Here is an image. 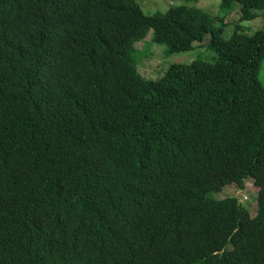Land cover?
<instances>
[{
    "label": "trees",
    "instance_id": "trees-1",
    "mask_svg": "<svg viewBox=\"0 0 264 264\" xmlns=\"http://www.w3.org/2000/svg\"><path fill=\"white\" fill-rule=\"evenodd\" d=\"M199 1L0 0V264H264V0Z\"/></svg>",
    "mask_w": 264,
    "mask_h": 264
},
{
    "label": "rangeland",
    "instance_id": "rangeland-1",
    "mask_svg": "<svg viewBox=\"0 0 264 264\" xmlns=\"http://www.w3.org/2000/svg\"><path fill=\"white\" fill-rule=\"evenodd\" d=\"M137 2L140 4L143 12L147 15H155L158 13H166L171 7L179 6L182 4H185V0H137ZM221 3V0H200L197 4H195V7L198 9L209 13V14H217L219 12V5ZM190 6H193L190 5ZM240 14L238 11H234L230 15H225V22L230 25L229 30H233V26L235 24L240 23ZM245 27L252 28L253 31L257 29H262L264 27V18L262 16H259L256 20L252 22H246L244 23ZM150 40V37L148 36L146 38V42ZM144 47L143 43H138L135 45V48L140 50V54H142V49ZM166 47L164 46H155L152 50V57L149 60L141 61V63H145V68L149 71H154L155 69L158 71H164V69L168 68L169 65L182 62V63H189L195 54H185V55H169L166 56ZM205 53V52H202ZM146 57V56H145ZM143 57V58H145ZM236 187H231L227 194L221 198H226L230 194L239 196L241 200H243V197L245 195H252L253 197L257 193V188L254 185V180L250 179L246 182V188L245 191L240 193L236 192ZM248 207L250 211L252 212V215H255L256 212V202H250L247 201Z\"/></svg>",
    "mask_w": 264,
    "mask_h": 264
},
{
    "label": "clouds",
    "instance_id": "clouds-1",
    "mask_svg": "<svg viewBox=\"0 0 264 264\" xmlns=\"http://www.w3.org/2000/svg\"><path fill=\"white\" fill-rule=\"evenodd\" d=\"M250 179H253V180H254V185H255V183H256L255 178H253V177H249V178H247V181L250 180ZM247 181H246V182H247ZM255 186H256V185H255ZM245 188H246V184H245ZM256 188H257V187H256ZM244 191H245V189H240V190L237 189L236 192H240V193H242V192H244ZM227 192H228V191H227ZM227 192H226V194H227ZM224 196H225V194H224ZM229 196H233V195L230 194ZM234 197H236V198L238 199V202H239L240 205H242L245 209H248L249 211H250V209H249V207H248V203H249V202H247V201H250V202H254V201H255L256 204H257V206H256V212H255L254 217L257 215V211H258V201H257V198H258V188H257V193L255 194L254 197H253L252 195H249V194H248V195H245V196L243 197V200H241V199L239 198V196H235V195H234ZM250 213H251V215H252V212H251V211H250ZM252 216H253V215H252ZM17 259H18V263H19V264H20V263H24V262H26V261H33V264H39V263H40L39 258L33 257L32 255H29V248L26 246V243L20 244V245L18 246L13 261H16V262H17ZM38 261H39V262H38ZM83 264H95V263H94V262L92 263L89 259H87V261H86V262L84 261Z\"/></svg>",
    "mask_w": 264,
    "mask_h": 264
}]
</instances>
